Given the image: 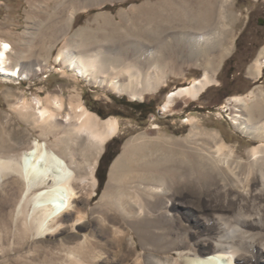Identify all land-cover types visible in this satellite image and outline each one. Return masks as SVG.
Wrapping results in <instances>:
<instances>
[{
	"label": "bare ground",
	"instance_id": "1",
	"mask_svg": "<svg viewBox=\"0 0 264 264\" xmlns=\"http://www.w3.org/2000/svg\"><path fill=\"white\" fill-rule=\"evenodd\" d=\"M83 1L70 2L71 11L64 21L69 26L76 12L91 2ZM159 1L143 4L149 7L146 10L148 24H137L136 27L148 34V40L142 41L143 38L131 43L134 57H122V49L115 50V53L118 51L116 56H111L110 52L106 54L102 50L77 52L69 46L58 53L56 62H62L79 76H90L116 92L136 96L140 88L148 93L157 92L166 84L168 72L165 69L171 63L167 59L175 57L167 52L173 53L177 49L182 59L187 56L194 65L203 68L204 74L167 93L163 109L171 110L176 97L198 99L209 86L218 82L215 74L234 49V44L229 41L234 20L228 6L232 0H199L197 4L188 0L195 6L188 7L185 4L188 1H185L170 13L166 10L173 0ZM82 31L75 33L77 40L72 41L73 46H82L86 41ZM11 53L12 45L1 40L0 76L8 80L19 79L24 72L20 66L24 54H16V60L12 61ZM143 65L148 66L147 70H143ZM263 71L264 47L250 66L249 74L261 77ZM121 75L127 76L129 82H123ZM252 93L231 97L241 105V112L231 116L232 123L257 141L247 150L246 160L235 156L234 148L219 130L201 129L195 116L189 117L192 127L184 137L165 133L139 134L128 140L111 166L101 196V203L106 208L92 218L106 234L112 230L117 250L110 253L105 242L85 235L83 243L70 251L72 263L264 264V99L258 105L257 97L252 102ZM45 98V102L38 96L35 102L24 99L19 112L46 125L44 133L56 132V121L64 109V100L59 95ZM70 104L77 122L72 123L73 126L58 137L57 142L35 139L15 154L11 153L16 147L11 137L0 143V185L4 187L5 177L14 173L23 180L17 213L26 218L24 223L28 229L37 234L50 233L56 226L63 225L64 219L71 221L73 211L78 207V187L82 190L88 187L91 193L96 192L100 156L106 142L120 130L118 117L102 118L82 100ZM77 138L87 139L82 149L83 162H76L72 155V145ZM58 143L64 145L63 149L56 148ZM201 174L206 181L201 180ZM187 181L197 184L202 181L210 193L194 218L196 230L180 225L179 215L173 210L176 206L174 195ZM170 202L173 207L168 208ZM77 212L76 224L86 228L90 220H85L79 207ZM184 213L194 215L189 208ZM121 219L137 232L141 241V249L136 240L131 246L135 253L133 261L123 257L122 238L127 230L122 227Z\"/></svg>",
	"mask_w": 264,
	"mask_h": 264
},
{
	"label": "rangeland",
	"instance_id": "2",
	"mask_svg": "<svg viewBox=\"0 0 264 264\" xmlns=\"http://www.w3.org/2000/svg\"><path fill=\"white\" fill-rule=\"evenodd\" d=\"M148 1L155 3L159 0H91L89 4L85 3L88 4L85 9L76 12L69 26L67 21H64L71 11L72 0H0V41L5 40L12 45L10 60L15 61L16 54L20 52L24 54V58H20L21 72H24L19 79L8 80L0 76V143L11 137L12 142L16 144L11 153L15 154L26 149L35 139L57 142L58 137L64 135L65 131L67 132L77 122V119L73 118L75 113L70 104L72 101L82 100L91 110L98 109L103 115L116 116L120 121L119 132L106 142L103 151L104 153L109 148L103 168L107 165V158L117 153L109 164L103 188L99 191L97 185L94 193H91L88 187L84 190L77 188V206L86 216L85 220H90L86 228L76 224L77 207L73 211L74 221L64 219L63 225L56 226L50 233L37 234L29 230L25 224L26 218L17 213L24 189L23 180L15 173L5 177V186L0 185V264H73L70 251L83 243L85 235L105 242L110 253L116 251L112 230L106 234L100 228L99 222L92 218L105 210L101 196L109 179L111 166L128 140L134 136L165 133L184 137L192 127L188 121L189 117L195 116L201 129L219 130L232 145V149L234 148L237 158L240 156L246 160L247 150L257 143L232 123L231 116L241 112V105L231 97L253 91L250 95L253 98L252 102L257 97L260 100L259 102L257 99L259 105L264 99V71L261 77L249 74L250 66L264 47V0H232V4L228 6L234 20L231 23L229 41L234 44V49L215 74L218 82L209 86L196 100L186 96L176 97L174 105L168 111L163 109L167 93L176 87L189 84L194 78L204 74L203 68L194 65L187 56L182 59L177 49L173 53L167 52L169 56L172 54L175 57L167 59L171 63H168L165 69L168 72L166 84L157 92L148 93L140 88L141 92L138 91L139 94H136L138 97L129 92H116L110 86L100 84L90 76L81 77L62 62H56L58 53L69 46L77 49V52L102 50L106 51V54L110 52L111 56H116L122 49V57H134L131 43L143 38L142 41L148 40V34H144V31L136 27L137 24L140 26L148 24L149 14H146V10L149 7L143 6ZM185 1L188 0H173L168 3L167 13ZM192 1L197 4L199 0ZM192 1L185 4L193 7L195 3ZM159 18L161 17L158 14ZM78 30H83L81 34L86 41L77 47L73 46L72 41L77 40L74 35ZM115 50L118 51L115 53ZM8 65L11 66L12 63ZM143 66V70H147L148 66ZM120 79L129 82L127 76L121 75ZM48 95L61 96L64 100V109L56 121L57 131L44 133L46 125L36 123L28 116L20 114L19 109L24 99L35 102L38 96L45 102ZM142 102L145 103L146 109L153 111L145 113L136 110L135 105ZM75 142L72 145V155L76 162H83L82 149L87 139L77 138ZM56 146L59 150L64 147L60 143ZM200 176L204 181L203 175ZM202 181L199 184L187 181L174 195L176 206L173 210L179 215V224L185 228L192 226V229L196 230L194 218L203 201L210 195ZM170 207H173L172 202L168 208ZM188 208L194 212L193 216L185 215L184 212ZM120 223L127 230L122 238L123 257L133 261L135 253L131 246H134L136 240L141 249L139 235L123 219ZM226 249L230 250L229 247Z\"/></svg>",
	"mask_w": 264,
	"mask_h": 264
},
{
	"label": "trees",
	"instance_id": "3",
	"mask_svg": "<svg viewBox=\"0 0 264 264\" xmlns=\"http://www.w3.org/2000/svg\"><path fill=\"white\" fill-rule=\"evenodd\" d=\"M135 109L140 111V112H145V113H150V112L153 111L152 109H146L144 102L137 103L135 105ZM92 110L97 112L100 116H102L104 118H107L110 115V114L109 115H103L100 110L95 109V108H92ZM108 154H109V148L103 153V155H102V157L100 159V164L98 166L97 173H96L97 177H98V181H99V184H98L99 191H101V189L103 188V186H104V184L106 182L109 164L112 162L114 157L117 155V153H114L113 155H111V157H108L107 158V165L104 166V168H103V162L105 161V159L108 156Z\"/></svg>",
	"mask_w": 264,
	"mask_h": 264
},
{
	"label": "water",
	"instance_id": "4",
	"mask_svg": "<svg viewBox=\"0 0 264 264\" xmlns=\"http://www.w3.org/2000/svg\"><path fill=\"white\" fill-rule=\"evenodd\" d=\"M103 154V153H102ZM102 154H101V156H102ZM101 156H100V158H101Z\"/></svg>",
	"mask_w": 264,
	"mask_h": 264
},
{
	"label": "snow or ice",
	"instance_id": "5",
	"mask_svg": "<svg viewBox=\"0 0 264 264\" xmlns=\"http://www.w3.org/2000/svg\"><path fill=\"white\" fill-rule=\"evenodd\" d=\"M5 47H7V45H5Z\"/></svg>",
	"mask_w": 264,
	"mask_h": 264
}]
</instances>
